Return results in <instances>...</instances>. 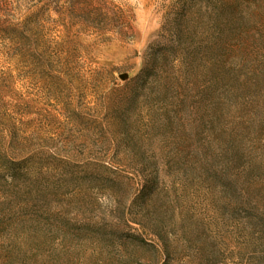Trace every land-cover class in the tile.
Masks as SVG:
<instances>
[{"label": "rangeland", "instance_id": "1", "mask_svg": "<svg viewBox=\"0 0 264 264\" xmlns=\"http://www.w3.org/2000/svg\"><path fill=\"white\" fill-rule=\"evenodd\" d=\"M0 264H264V0H0Z\"/></svg>", "mask_w": 264, "mask_h": 264}]
</instances>
